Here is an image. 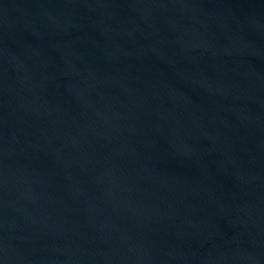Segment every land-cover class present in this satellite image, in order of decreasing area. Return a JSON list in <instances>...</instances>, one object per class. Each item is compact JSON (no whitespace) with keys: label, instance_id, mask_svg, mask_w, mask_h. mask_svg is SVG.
Here are the masks:
<instances>
[{"label":"water","instance_id":"1","mask_svg":"<svg viewBox=\"0 0 264 264\" xmlns=\"http://www.w3.org/2000/svg\"><path fill=\"white\" fill-rule=\"evenodd\" d=\"M0 264H264V0H0Z\"/></svg>","mask_w":264,"mask_h":264}]
</instances>
